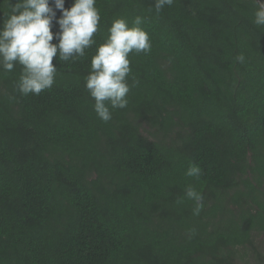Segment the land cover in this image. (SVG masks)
I'll return each instance as SVG.
<instances>
[{
  "label": "trees",
  "instance_id": "obj_1",
  "mask_svg": "<svg viewBox=\"0 0 264 264\" xmlns=\"http://www.w3.org/2000/svg\"><path fill=\"white\" fill-rule=\"evenodd\" d=\"M16 2L0 0V27ZM49 3L55 34L62 12ZM154 3L96 0V44L53 57L39 95L17 90L19 64L0 70V264H264L257 4L174 0L157 14ZM137 15L151 51L130 54L128 105L104 122L85 88L91 58L115 18ZM193 163L198 180L185 175ZM189 184L204 195L199 216Z\"/></svg>",
  "mask_w": 264,
  "mask_h": 264
},
{
  "label": "clouds",
  "instance_id": "obj_2",
  "mask_svg": "<svg viewBox=\"0 0 264 264\" xmlns=\"http://www.w3.org/2000/svg\"><path fill=\"white\" fill-rule=\"evenodd\" d=\"M254 24L264 26V0H255ZM174 0H155V12L159 14ZM55 9L62 15L57 20L60 31H51L56 11L49 0H17L10 5L3 26L0 27V70L11 72L15 65L21 66L17 90L23 96L39 95L55 83L57 67L53 57L69 61L82 58L86 49L96 44L94 35L100 30L101 15L96 0H74L65 8V0H54ZM146 18L137 15L132 22L117 17L108 28V35L96 48L91 58V71L85 78V88L94 100V111L104 122L112 119V112L126 108L131 86L130 54H148L151 51L150 34L142 27ZM54 35L58 43H52ZM245 62L241 53L236 57ZM138 83L133 79V85ZM12 99H15L13 97ZM185 175L201 177L197 164H190ZM185 197L193 202L192 214L199 216L204 208V195L192 185H187ZM183 199L177 200L182 204ZM193 234L195 229L192 230Z\"/></svg>",
  "mask_w": 264,
  "mask_h": 264
}]
</instances>
